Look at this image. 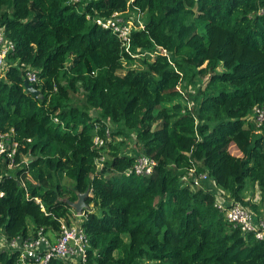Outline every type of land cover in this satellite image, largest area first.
<instances>
[{
  "label": "trees",
  "instance_id": "1",
  "mask_svg": "<svg viewBox=\"0 0 264 264\" xmlns=\"http://www.w3.org/2000/svg\"><path fill=\"white\" fill-rule=\"evenodd\" d=\"M116 12L143 16L126 46L87 18ZM0 27L18 62L0 79V132L14 130L17 163L30 157L0 164V233L59 232L76 213L65 199L90 191L100 216L89 209L81 221L88 264H264V240L234 227L215 192L195 184L206 174L228 200L264 214V126L249 120L264 107V0H0ZM21 64L39 70L43 98L27 92ZM186 84L193 107L180 101ZM107 122L112 138L135 135L156 162L150 176L126 174L136 157L125 140L95 146ZM249 183L263 210L246 201ZM17 258L0 250V264Z\"/></svg>",
  "mask_w": 264,
  "mask_h": 264
},
{
  "label": "built area",
  "instance_id": "2",
  "mask_svg": "<svg viewBox=\"0 0 264 264\" xmlns=\"http://www.w3.org/2000/svg\"><path fill=\"white\" fill-rule=\"evenodd\" d=\"M90 1L93 0H67L68 4L72 5L88 4ZM127 1L131 4L135 0ZM130 17V15L127 17L121 12H116L109 17L91 18V15L87 16L98 26L111 30L125 46L129 44L134 31L142 30L145 27L144 22L139 17L138 19ZM15 50L16 44L7 37L4 27H0V79L5 78L12 66H17L18 62L11 63L9 59ZM20 69L29 84H40L38 69L26 64H21ZM249 120L253 121L257 128H262L264 126V107H254ZM55 122H58L57 118H55ZM260 131L258 130V132ZM111 133L112 131L108 128L105 137L96 135L93 139L95 146L103 147L107 141L111 140ZM19 148V142L16 140L13 129L8 132H0V164L3 159H7L9 169L28 165L30 157L27 155H23L19 163L15 161ZM102 157L97 161V167H99L98 164L101 163ZM104 161H102V164ZM155 166L156 162L154 160L141 155L136 157L133 167L128 169L126 174L150 176ZM21 183L25 187L23 180H21ZM210 183L211 181L206 174L195 180L197 186L206 185L208 189L215 192V206L220 212L225 213L228 222L232 223L234 227L240 228L243 233H253L258 240H264V214L258 215L241 203L228 200L222 189L217 188L215 185L210 186ZM0 195H3V193H0ZM37 202L40 203V200H37ZM41 206L45 210L44 206ZM76 214L74 213V216ZM61 222V230L55 233L45 228H38L35 233H31L27 237H19L13 240H8L3 233H0V250L17 254V264H50L54 259L61 261L63 264H88L90 240L85 229L81 226V222L76 221L71 222V224H67L62 220Z\"/></svg>",
  "mask_w": 264,
  "mask_h": 264
},
{
  "label": "rangeland",
  "instance_id": "3",
  "mask_svg": "<svg viewBox=\"0 0 264 264\" xmlns=\"http://www.w3.org/2000/svg\"><path fill=\"white\" fill-rule=\"evenodd\" d=\"M129 15L131 16L130 18H133V19H138V17H139L142 20V17H143L139 13H135V12L128 13L127 16H129ZM127 67H128V65L125 62H122L121 66L118 69L119 70L118 72L120 74H124L126 71L123 70V69H125ZM186 87H187V90H184L186 95L182 99H180V101L182 103H184V104L185 103L188 104V102H187V99H188L189 100V104L188 105L193 107L194 103L192 101V99H193L192 97L195 96L196 90H195V88L193 86H189L188 84H186ZM82 101H83L82 94H80L74 100L75 103H81ZM107 126L110 128L111 131H114L116 129V127L110 122H107ZM115 132H116V130H115ZM111 140L113 142H119V143H121L122 140H125L124 141L125 146L123 148V151L125 153H127L128 155H130V156L138 157V156H140L142 154V152L140 151V148H139L140 146L138 144L137 138L135 137L134 134H131L129 138H126V137L123 138V137H120V135L116 134V135H114L113 138H111ZM119 143H117V144H119ZM230 152L235 157L241 156L240 151L235 146H231L230 147ZM107 158H108V156H107V154H105V156L102 157V161H104ZM3 160H5V159H3ZM102 161H100L101 163L98 164V166H99L98 169H100V170H101V168L103 166ZM61 182L63 184L72 185V181L70 179L66 178L65 176H63L61 178ZM244 195L246 197V201H250L253 204L260 205L261 206L260 210H263V205L261 203L260 191H259V188L257 187L256 184L249 183ZM90 210H91V212H93V213H95V214L100 216L99 208L94 203L90 205ZM86 212H87V210L84 211L83 214H86ZM83 214L80 215V216L78 214H76L75 216L73 215L71 217L72 222H76V221H80L81 222L84 219V216H85V215L83 216Z\"/></svg>",
  "mask_w": 264,
  "mask_h": 264
},
{
  "label": "water",
  "instance_id": "4",
  "mask_svg": "<svg viewBox=\"0 0 264 264\" xmlns=\"http://www.w3.org/2000/svg\"><path fill=\"white\" fill-rule=\"evenodd\" d=\"M24 86H25L27 92H29L35 96H39V97L43 98V95L41 94V92L39 90H37L33 85L29 84L28 81L24 82ZM89 194H90V191H87L83 194H79L77 202H72L69 199H65V202H67V204H69V206L72 209H74V211L77 214H83L84 211L90 209V206H88V204L86 203V198L89 196Z\"/></svg>",
  "mask_w": 264,
  "mask_h": 264
}]
</instances>
